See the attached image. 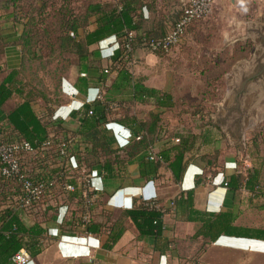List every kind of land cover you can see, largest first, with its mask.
<instances>
[{
	"label": "trees",
	"instance_id": "trees-1",
	"mask_svg": "<svg viewBox=\"0 0 264 264\" xmlns=\"http://www.w3.org/2000/svg\"><path fill=\"white\" fill-rule=\"evenodd\" d=\"M58 1L60 4L55 15L60 35L56 45L60 52H73L77 56L80 73H85L92 66L94 50L90 47L110 36L116 38L119 55L98 77L99 81L104 82L110 74H114L110 85L105 87L103 100L98 105L94 102L84 104L75 112L79 120V128L76 131L66 129L64 120L53 118L56 106L54 107L51 101L46 99V102L40 105L34 91H24L22 67L11 69L0 78V112H3L2 106L7 100L14 95L20 97V101L12 110L0 114V143L24 141L31 148L30 152L21 151L16 156L19 168V174L16 176L3 175L0 160V264H13L12 256L22 248L30 258H34L46 248L47 240L55 241L63 235L104 234L106 239L102 248L110 250L121 238L128 223L133 226L138 236L153 237V250L166 254L169 241L163 234L165 214L171 215L173 221L195 223L197 227L191 236L194 239L201 238L211 243L220 236H228L264 241V229L237 224V208L219 212L195 209L192 189L180 192L171 200L172 205L169 207L161 205L156 199L145 201L134 197L128 208H101L93 212L95 206L102 203L100 197L103 195L86 188V176L90 175L94 168L98 169V174L104 180L122 178L131 160L144 154L139 162L140 176L146 180L154 179L159 168L163 166L170 171L174 182L182 180L185 156L194 149L197 136L193 133L178 135L174 137L178 138V142L169 143L158 150L155 158L147 156V150L154 147L157 141L168 139L161 114L149 112L146 119L139 118L129 114L125 104L144 102L153 97L158 107H168L171 96L155 88L146 87L141 79L134 77L125 64L133 49L148 47L151 39H162L179 20L183 7L177 19L168 28L171 14L165 6L161 7L157 0H93L87 3L82 15L72 7L73 1L78 0ZM31 4L29 3V6ZM144 9L153 16L148 27L144 25L147 20L144 17ZM13 15L11 13L12 17ZM2 18L0 15V19ZM30 21L32 19L27 17L26 25ZM197 21L190 22L183 35ZM20 34L25 43L35 32L31 29L21 30ZM21 48L23 61L26 59L24 56L29 53L34 57L33 47L21 45ZM152 52L165 53L161 49ZM79 80L86 83V78L79 77ZM121 93H128V96L120 98ZM112 103L120 107L118 112L121 117L109 119L111 115L118 113L112 109ZM197 107L200 109L201 106ZM194 113L200 114V120L204 119V112L196 110ZM111 121H117L130 130L131 138L125 146L120 147L113 140L112 130L106 127ZM81 136L83 139H80ZM71 156L75 157V168L71 166ZM201 160L205 161L203 156ZM206 162L208 164L207 160ZM19 175L23 176L22 179ZM200 177L199 175L195 179V186L203 181ZM22 180L34 185L41 184L45 189L43 199L28 204L19 201L17 196L23 191ZM65 184L72 185L73 190L65 191ZM226 186L234 191L256 193L258 173L235 171L228 176ZM51 201L56 204L52 205ZM61 206H66L67 211L59 224L57 236H47L45 224L58 215L57 208ZM24 217H27L30 223H26ZM78 227H83V230H78Z\"/></svg>",
	"mask_w": 264,
	"mask_h": 264
},
{
	"label": "rangeland",
	"instance_id": "rangeland-1",
	"mask_svg": "<svg viewBox=\"0 0 264 264\" xmlns=\"http://www.w3.org/2000/svg\"><path fill=\"white\" fill-rule=\"evenodd\" d=\"M89 1L93 0L73 1L72 7L82 15ZM187 1L157 0L171 14L168 28ZM212 1V12L191 25L179 44L164 54H156L154 62L145 59L141 61L136 54L139 48H135L129 53L125 65L142 82L151 75L156 76L154 82L160 86L157 90L171 96L170 105L162 111V118L167 123L165 134L169 142L178 135H186L194 130L193 134L198 137L195 139L194 150L199 158L203 156V160H207L208 165L214 168L210 169L215 171L213 177L219 172L217 167L220 162L229 157L235 162L232 169L248 174L258 173L256 193L244 190L236 192L235 203L239 213L236 222L264 229V100L261 102L262 98L257 96L261 92L252 88L253 82L244 86L241 84L248 67L264 55V45L256 38L257 33L261 35L264 28V0ZM29 3L32 4L29 6ZM59 4L58 0H0V15L3 17L0 19V78L9 71L6 49L18 47L19 52H14L13 56L18 61L17 66L22 67L24 91H34L40 105L46 99L51 101L56 106L53 112L55 119L60 118L55 116V112L63 102L64 80L73 68L79 70L77 56L73 52H60L56 45L60 28H57L55 13ZM11 13L14 14L13 17ZM27 17L32 21L26 25ZM29 29L35 35L23 43L21 30ZM9 30L14 31V37L7 36ZM21 45L33 47L34 57L29 53L24 56L26 59L23 61ZM140 48L153 53L147 47ZM151 65L156 69L151 71ZM261 87L260 85L259 88ZM17 101H20V97L14 95L10 104ZM152 101L155 102L154 98ZM125 105L129 112L149 111L148 106L136 107V102H127ZM197 106H201L200 109ZM218 109H231L236 115L241 114V117L238 118L237 140L234 143L226 142L223 146L218 143L216 147L211 141L219 142L223 139V135L213 125L219 120L214 115ZM196 110L205 113L203 121L190 117V113ZM205 125H208L205 129L210 134L200 133ZM179 127L187 128L186 132L179 131ZM204 135L210 139L207 146H203V141H200ZM50 203L56 204L53 201ZM57 209L58 215L54 219L59 225L61 207ZM65 214L63 211L60 221ZM23 219L30 223L27 217ZM48 223L45 224L46 228ZM192 232L187 227L178 226L176 231L167 234L170 245L167 247L166 264H264V248L242 247L217 241L209 243L201 238H192ZM57 233L50 236H57ZM61 239L62 237L55 241L47 240L46 248L51 245L59 251ZM133 247L136 253L153 252L148 245L138 242ZM125 250L126 247L120 252L124 253ZM72 258L78 262L76 264L82 263V256Z\"/></svg>",
	"mask_w": 264,
	"mask_h": 264
},
{
	"label": "crops",
	"instance_id": "crops-1",
	"mask_svg": "<svg viewBox=\"0 0 264 264\" xmlns=\"http://www.w3.org/2000/svg\"><path fill=\"white\" fill-rule=\"evenodd\" d=\"M144 17L147 19L144 23L145 27L150 26L153 16L149 11H147V9H144ZM8 35L9 37H14L15 33L14 31L9 30L7 32V36ZM90 49L94 50L92 55V66L88 68L85 73H80L77 68H73L71 70L69 76L64 80V84L62 86L63 102L57 106L55 112V116L63 119L64 127L70 131H76L79 128V120L75 115V112L79 108H81L84 104H90L93 102L98 105L103 100L106 93L105 87L110 85L114 74H110L104 82L99 81L98 77H100L101 71L104 68H108V66L112 63V60H114L119 55L115 36H110L109 38L101 41V43L91 46ZM14 52H19L18 47H8L5 52L8 55L7 66L9 67V70L18 67V61L13 56ZM136 54L139 56L141 61L145 59L147 61L154 62L156 60V54L146 52L140 47L136 50ZM260 59H262V57L258 60ZM256 61L252 62L251 66ZM251 66L248 67V69H250ZM153 69H156V67L153 68L151 65L150 70L152 71ZM79 77L86 78V83L83 80L80 81ZM155 77L151 75L148 80H145L142 83L146 87L159 89L160 86L154 82ZM69 91H73L74 96L70 97L67 94ZM96 95H99V98L94 100ZM126 96H128V93L120 94V98H126ZM12 98L4 103L2 106L3 112H0V114L6 113L15 107L18 101L10 104V100ZM152 98L153 97H149L148 100H145L144 102H136V107H138V105L148 106L149 111H146L147 113L141 111H132L129 114L146 119L149 112H154L160 113L162 118V111L167 107H158L156 102L152 101ZM111 106L113 107L112 109L114 111H119L120 107H118L116 103H112ZM214 115L219 120L213 125L215 129H218L220 134L223 135V139L219 142L211 141L212 144L215 146L217 145L216 147H218V143L220 144L219 146H223V144L226 142L234 143L237 140L236 135L238 134V118L241 117V114L236 115L235 111L231 109H218L214 112ZM245 116H243V118H245ZM119 117H121V114L118 112L117 114L111 115L109 119ZM190 117L199 121L201 116L199 113L193 112L190 113ZM205 117L206 115H204V118ZM201 121H203V119ZM162 122L163 126L167 128L166 120L162 118ZM106 127L112 130L113 140L117 144L118 141H120V137L125 136L126 129L129 130L126 126L117 121L109 122L106 124ZM206 127H208V125L203 126L204 130L201 129L202 131L200 133L206 135L210 134V131H206ZM178 130L181 132H186L185 130H187V128L183 129L182 127H179ZM194 132L195 131L192 130L191 132L187 133ZM80 139H83L82 136ZM209 140L210 139L205 135L202 137V139H200L201 142L203 141V146H207L210 142ZM169 143L172 144L173 142H169L168 139H160L154 145L155 151L161 150ZM80 148H82L81 145ZM229 150L232 152V148ZM143 156L144 154H140L131 160L127 166L126 174L122 178L104 180L98 174L97 168L92 169V171H96L97 174L92 177H90V175L86 176V188L89 191H93L95 189V191L103 193V195L100 197L102 203L96 205L93 212H97L101 208L112 210L114 208H128L131 206L134 197H155L161 205L169 207V203L174 197H176L180 192L190 189L193 190V204L195 209L201 211L219 212L231 211L237 208L235 203L236 192L241 190L234 191L227 186L219 184V180L221 178L228 180L229 175L233 174L235 171H238L232 169V167L235 165V162L231 157H229L227 160H224V162H220L221 164L219 167H217V171L219 172H217V175L213 177L215 171H210V169L212 170L214 168L209 166L206 161H202L201 157L199 158L198 154L193 149L185 156V171L182 180L179 182H174L172 180L170 171L163 166L159 168L156 178L154 179L146 180L140 176L139 162L143 159ZM199 175L203 181L199 182L195 186V179H197ZM63 211H67L66 206H61V213L58 216L59 223H61L60 219L62 217ZM54 218L52 220L53 222H55ZM163 222L165 223V230L163 233L165 237H167V234L171 231H176L178 226L191 229L193 231L192 235L197 227V225L193 222L173 221L172 216L169 214H165L163 216ZM47 227V236L52 234L56 235L57 231H59V225L56 222H49ZM78 230H83V227H78ZM60 237H62V239L59 246V251L50 245L48 246L49 249L45 248L36 257L30 258V262L27 264H76L78 262L72 257L78 255L82 256L83 258L81 264H166L167 262V253L161 254L159 251L152 249V245L154 244L153 237L138 236L130 223L127 224L125 232L110 250L102 248V245L106 239V235L104 234L99 236L81 233L75 236L63 235ZM220 237L221 238L216 240L217 242L242 247L264 248V241L261 242V240H230L224 236ZM168 241L170 245V240L168 239ZM136 242L144 244V246L148 245L153 252L136 253L135 248L133 247V244ZM125 247L128 252L125 250L124 253H121L120 251L124 250Z\"/></svg>",
	"mask_w": 264,
	"mask_h": 264
},
{
	"label": "built area",
	"instance_id": "built-area-1",
	"mask_svg": "<svg viewBox=\"0 0 264 264\" xmlns=\"http://www.w3.org/2000/svg\"><path fill=\"white\" fill-rule=\"evenodd\" d=\"M213 9V1L212 0H188L182 10V14L179 20L175 23V25L169 29L166 35L159 40L151 39L148 42V49L151 51L161 49L165 52H168L171 47L177 45L181 42L182 35L186 26L195 20L202 19L209 15ZM129 48V46H127ZM107 72V70H104ZM84 75V74H82ZM67 94L72 97L74 96L73 91L67 92ZM99 98V95H96L95 99ZM93 100V101H94ZM131 138V133L126 129L125 136L120 137V141H118L119 146H124L128 143ZM171 141L173 143L178 142V138H172ZM21 151H31V148L27 142L22 141L21 143L14 142L11 144L0 143V160L2 163L1 173L5 176H10L14 174L15 176L19 174L17 155L20 154ZM156 152L154 147H151L147 150V156L151 159L156 157ZM70 163L72 168L76 167V161L74 157H70ZM97 174L96 171H92L90 173V177L95 176ZM23 176L19 175V178L22 179ZM227 180L221 178L219 180V184L226 186ZM23 183V191L19 194L18 200L28 204L29 202H38L43 199L45 196V189L41 184L34 185L33 183L22 180ZM91 184V182H90ZM65 191H72L73 186L69 184H65ZM95 190V189H94ZM145 201H153L155 197H142ZM170 206L172 203H169ZM11 261L13 264H27L30 262V256L25 249H20L16 252Z\"/></svg>",
	"mask_w": 264,
	"mask_h": 264
},
{
	"label": "flooded vegetation",
	"instance_id": "flooded-vegetation-1",
	"mask_svg": "<svg viewBox=\"0 0 264 264\" xmlns=\"http://www.w3.org/2000/svg\"><path fill=\"white\" fill-rule=\"evenodd\" d=\"M257 35L258 36H256V38L260 39L262 44L264 45V28L262 34L259 35V33H257ZM244 75L245 76L242 77L241 81L242 86L246 85L249 82H253L252 88L261 92V95L257 96H260L262 98V102L264 100V55L262 59L257 60L255 63H253L251 68L248 69V71ZM260 85L262 86L261 89L259 88Z\"/></svg>",
	"mask_w": 264,
	"mask_h": 264
},
{
	"label": "water",
	"instance_id": "water-1",
	"mask_svg": "<svg viewBox=\"0 0 264 264\" xmlns=\"http://www.w3.org/2000/svg\"><path fill=\"white\" fill-rule=\"evenodd\" d=\"M224 237H226V238H232V239H245V240H255V239H248V238H239V237H227V236H224ZM219 238H221V237H219ZM218 238V239H219Z\"/></svg>",
	"mask_w": 264,
	"mask_h": 264
},
{
	"label": "bare ground",
	"instance_id": "bare-ground-1",
	"mask_svg": "<svg viewBox=\"0 0 264 264\" xmlns=\"http://www.w3.org/2000/svg\"><path fill=\"white\" fill-rule=\"evenodd\" d=\"M230 240H239V239H232V238H229Z\"/></svg>",
	"mask_w": 264,
	"mask_h": 264
}]
</instances>
